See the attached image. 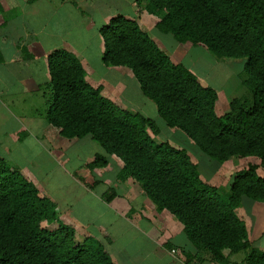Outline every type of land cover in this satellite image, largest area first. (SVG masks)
Returning a JSON list of instances; mask_svg holds the SVG:
<instances>
[{
  "label": "trees",
  "instance_id": "16d2710c",
  "mask_svg": "<svg viewBox=\"0 0 264 264\" xmlns=\"http://www.w3.org/2000/svg\"><path fill=\"white\" fill-rule=\"evenodd\" d=\"M135 2L139 10L157 15V29L173 34L177 42H190L219 57L246 58L241 78L249 95L233 97L229 109L219 113L215 87L202 84L137 19L123 14L100 27L103 62L130 67L167 125L182 129L214 159L254 155L258 161L237 170L223 196L220 187L201 177L186 147L157 141V120L107 97L102 86L88 81L82 61L67 48L48 56L53 99L46 119L62 135L91 136L107 153L118 155L124 162L121 178L134 177L159 209L174 213L199 251L226 264L229 254L246 250L247 263L264 264V249L251 244L236 211L244 196L264 200L259 171L264 169V0ZM108 161L97 154L88 165ZM77 235L74 226L60 219L57 203L0 156V264H116L101 240H79ZM186 262L192 264V259Z\"/></svg>",
  "mask_w": 264,
  "mask_h": 264
},
{
  "label": "crops",
  "instance_id": "0c3cea01",
  "mask_svg": "<svg viewBox=\"0 0 264 264\" xmlns=\"http://www.w3.org/2000/svg\"><path fill=\"white\" fill-rule=\"evenodd\" d=\"M118 14L137 19L175 62H182L180 51H190L189 46H183L190 42L170 43L178 53L167 50L163 32L156 28L153 35L148 29L152 16L157 15L139 10L135 0H0V156L21 168L42 195L57 203L60 219L76 228L79 240L87 236L101 240L116 264H180L187 257L192 263L213 260L209 253L198 250L174 213L158 208L139 181L132 176L121 178L123 160L107 153L91 136L62 135L46 119L49 107L42 109L45 113L39 112L43 105L37 101L30 107L33 113L28 124L17 116V120L11 118L8 101L20 97L21 103L26 102L28 93L46 95L48 56L57 48L74 52L86 69L88 81L102 86L107 97L156 120L161 117L130 67L103 62L105 43L100 27ZM195 57V62L202 59L199 54ZM219 59L232 65L238 58ZM240 73L234 82L241 84L232 89L227 88V80L214 84L197 75L202 84L217 90L216 106L221 114L229 109L230 100L240 95ZM21 103H16L17 109L27 107ZM79 150L85 152V162L80 161ZM97 154L106 155L109 161L90 168L88 163ZM233 157L224 162L229 165L222 163L208 177L200 171L201 177L218 187L231 185L237 170L258 161L254 155ZM259 171L264 175V169ZM236 211L247 225L251 244L264 249V200L244 196ZM224 253L229 254V249Z\"/></svg>",
  "mask_w": 264,
  "mask_h": 264
},
{
  "label": "rangeland",
  "instance_id": "374dc122",
  "mask_svg": "<svg viewBox=\"0 0 264 264\" xmlns=\"http://www.w3.org/2000/svg\"><path fill=\"white\" fill-rule=\"evenodd\" d=\"M156 18L159 19V17L157 16H152V19L149 21V31H151V33L154 35L155 31H156ZM156 21V22H155ZM162 32V31H161ZM163 35L166 36V44H165V48L169 51H171L172 53H178L176 50H174L175 48L172 46V44L170 43H176V39L174 38L173 34L171 33H165L163 32ZM159 41V40H158ZM181 43V42H179ZM185 44V43H183ZM183 46H189L190 51L184 52V51H180L179 53V58H181L182 62L184 63V65L190 66L198 76H201L202 78L206 79L208 82H212V83H219V82H223L225 80H227L229 82V85L227 88H236L240 86L241 82L237 81L234 82L235 80H237L238 76V72L241 73L239 74V78H241V74H242V68H243V63H245L246 58L242 57V58H238L235 61H233V64H227L223 62V59H219V56H217L215 53L209 51L208 49L201 47V46H196L193 45L192 43H189V45H183ZM202 55V59L198 62H195L196 60V55ZM217 58V59H215ZM238 71V72H236ZM242 80V78H241ZM243 84V82H242ZM211 85V84H208ZM238 85V86H237ZM213 86V85H211ZM241 90V91H240ZM240 95L239 96H243L246 97L249 95V88L243 84L242 88H240ZM45 91H46V95L44 97H41L40 94L36 95H32L31 93H28L26 96V102H22V98L20 97H15V101L11 100L7 102V105L10 107V111H11V118L16 119L15 116H17L18 119H20L21 121L26 122L27 124L30 122L29 117L30 115L33 113V110L30 108L31 105L34 104V102H39L41 105H43V107L40 109L39 112H44L46 110H42L43 108L47 109V107L50 106V103L53 99V92H52V88L50 86H46L45 87ZM16 103L17 104H25L27 105V107L25 109H17L16 108ZM2 115V110H0V117ZM17 120V119H16ZM158 125L160 127V131L157 134L156 140L157 141H164V140H168L170 141L172 144L177 145L180 144L183 147H186V149H188L191 152V155L193 157L194 160H196L198 162L199 165V169L200 171L203 173L204 177H208L209 173L215 169V167L221 166V164H227L229 165V162L224 163L225 161H219L217 159H214L213 157H211L209 154H207L205 151H203L198 144L195 143V141L190 138L182 129L177 128V127H170L167 125L166 121L162 118L159 117L158 119ZM8 123V121H6ZM5 122V123H6ZM2 125H0V130L2 129ZM24 131H26V126H23ZM23 131V134H25L26 132ZM77 152V150L75 149V153ZM87 152H89V150H87ZM78 157L80 158L81 162H85L86 159V154L85 152H83L82 150L78 151ZM233 158H236L235 156ZM232 158V160H233ZM231 167L229 166V168L227 169V171L230 169ZM230 185V184H229ZM229 185H223L220 187V193L223 196L228 195L229 190H230V186ZM43 225L46 226H56L57 222L54 223H47L46 221L43 222ZM262 249V248H261ZM233 255H231L229 258L231 260H229L228 263L226 264H249L247 263L246 257H247V251L246 250H240L238 252H234L231 253ZM217 261L216 260H209V261H203V262H193L192 264H215Z\"/></svg>",
  "mask_w": 264,
  "mask_h": 264
},
{
  "label": "built area",
  "instance_id": "2783aa9c",
  "mask_svg": "<svg viewBox=\"0 0 264 264\" xmlns=\"http://www.w3.org/2000/svg\"><path fill=\"white\" fill-rule=\"evenodd\" d=\"M172 250L175 252V251H176V248H173ZM180 264H191V263H188V262H186V261H181Z\"/></svg>",
  "mask_w": 264,
  "mask_h": 264
}]
</instances>
